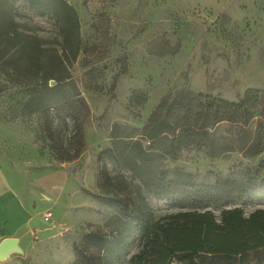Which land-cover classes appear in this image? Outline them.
<instances>
[{
  "label": "rangeland",
  "instance_id": "rangeland-1",
  "mask_svg": "<svg viewBox=\"0 0 264 264\" xmlns=\"http://www.w3.org/2000/svg\"><path fill=\"white\" fill-rule=\"evenodd\" d=\"M69 1L81 20L82 47L70 64L81 92L77 101L27 113L31 88L13 80L0 64V158L30 176L23 196L35 213L33 227L18 238L21 251H11L0 264H78L75 247L87 234L118 228L111 188L148 203L158 217L211 209L220 218L222 210L235 207L249 216L264 209V196L185 207L107 159L111 187L98 160L99 152L112 145L115 124L141 130L167 94L192 90L238 101L249 88L264 91V0ZM16 5L22 29L38 37L50 57L63 55L56 19L26 0ZM26 72L14 74L26 81ZM51 117L54 132L48 130ZM256 120L252 135H262L260 152L242 149L239 144L248 137L238 125L224 123L216 133L229 150L212 156L204 147L189 146L174 159L163 158L158 169L179 168L206 183L235 167L264 175V130L256 131ZM47 211L52 212L48 221ZM5 235L0 233V241ZM142 248L141 232L134 228L111 257L114 264H129ZM88 251L99 252L95 246ZM239 264H264V249Z\"/></svg>",
  "mask_w": 264,
  "mask_h": 264
},
{
  "label": "trees",
  "instance_id": "trees-1",
  "mask_svg": "<svg viewBox=\"0 0 264 264\" xmlns=\"http://www.w3.org/2000/svg\"><path fill=\"white\" fill-rule=\"evenodd\" d=\"M18 1L0 0V64L13 80L31 88L25 110L33 113L56 104L74 103L81 95L70 71V64L82 47L81 20L76 7L69 0H26L57 21L63 55L50 57L40 39L23 30L16 19ZM23 69L27 70L22 75L26 81L18 80L14 74H22ZM51 118L48 130L54 132ZM254 119H257L256 131L262 133L264 91L261 89L249 88L238 101L192 90L167 94L141 130L114 125L112 145L98 156L105 172L103 178L113 187V180L106 173V160L112 159L128 167L147 188L185 207L264 196V175L249 170L235 167L230 172L219 173L214 182L206 183L179 168L172 172L158 169L163 158L174 159L189 146L204 147L212 156L229 150L219 142L216 133L217 126L224 123L238 125L248 137L239 144L242 149L256 147L254 153L260 152L262 135L260 139L253 137ZM108 191L119 211L118 228L109 234L99 231L87 234L75 247L78 264H114L111 256L124 248L134 228L141 232L143 248L129 259V264H239L251 252L264 249V209H257L249 216L235 207L222 210L220 218L211 209H187L158 217L148 203H137L113 188ZM90 246L99 252H89Z\"/></svg>",
  "mask_w": 264,
  "mask_h": 264
},
{
  "label": "crops",
  "instance_id": "crops-1",
  "mask_svg": "<svg viewBox=\"0 0 264 264\" xmlns=\"http://www.w3.org/2000/svg\"><path fill=\"white\" fill-rule=\"evenodd\" d=\"M23 172L0 158V233L6 237L19 238L33 227L35 213L23 196L30 176Z\"/></svg>",
  "mask_w": 264,
  "mask_h": 264
},
{
  "label": "water",
  "instance_id": "water-1",
  "mask_svg": "<svg viewBox=\"0 0 264 264\" xmlns=\"http://www.w3.org/2000/svg\"><path fill=\"white\" fill-rule=\"evenodd\" d=\"M55 80H51V84H54ZM11 251H21L19 246V239L16 237H4L0 241V258H5Z\"/></svg>",
  "mask_w": 264,
  "mask_h": 264
},
{
  "label": "built area",
  "instance_id": "built-area-1",
  "mask_svg": "<svg viewBox=\"0 0 264 264\" xmlns=\"http://www.w3.org/2000/svg\"><path fill=\"white\" fill-rule=\"evenodd\" d=\"M51 216H52V212L47 211V212L45 213V215H44V219L48 221V220H50Z\"/></svg>",
  "mask_w": 264,
  "mask_h": 264
}]
</instances>
